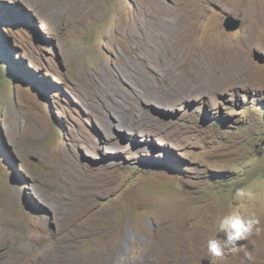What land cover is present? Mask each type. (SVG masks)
Here are the masks:
<instances>
[{
	"label": "rangeland",
	"instance_id": "rangeland-1",
	"mask_svg": "<svg viewBox=\"0 0 264 264\" xmlns=\"http://www.w3.org/2000/svg\"><path fill=\"white\" fill-rule=\"evenodd\" d=\"M253 211L264 0H0V264H264V231L207 252Z\"/></svg>",
	"mask_w": 264,
	"mask_h": 264
},
{
	"label": "clouds",
	"instance_id": "clouds-1",
	"mask_svg": "<svg viewBox=\"0 0 264 264\" xmlns=\"http://www.w3.org/2000/svg\"><path fill=\"white\" fill-rule=\"evenodd\" d=\"M255 194L247 187H240L235 190L236 201H251ZM217 230L223 235L219 238L207 240V252L214 259H223L226 255H235L243 247L239 242L247 240L255 232L259 234L264 231L261 227L260 218L256 213L249 212L246 215L226 214L217 221ZM247 261H253L255 257L251 252L245 253Z\"/></svg>",
	"mask_w": 264,
	"mask_h": 264
},
{
	"label": "bare ground",
	"instance_id": "bare-ground-1",
	"mask_svg": "<svg viewBox=\"0 0 264 264\" xmlns=\"http://www.w3.org/2000/svg\"><path fill=\"white\" fill-rule=\"evenodd\" d=\"M261 14V13H260ZM259 19L258 14L253 13L252 15V22L254 24L257 23V20ZM166 20V19H165ZM256 33V32H255ZM254 34V32H253ZM259 37V36H258ZM257 37V38H258ZM249 39H254V36H250ZM260 39V38H259ZM260 41V40H259ZM151 88V87H150ZM142 96H144L146 99L150 100L152 99L154 102H151L157 106H159L161 108V110H166V109H171L172 105L170 104L171 102H173L174 98L171 97H167L165 95H154V93H149L146 92L144 95L142 94ZM121 111V110H120ZM125 113V112H124ZM122 114V113H120ZM123 115V114H122ZM143 117V116H142ZM118 120H119V125H121L122 127L125 128L126 131L131 132V134H136L139 130H141V128H143V125H139L136 123V120L131 117V116H127L126 114L123 115L122 117L118 116ZM139 125V127H138ZM147 126V125H146ZM105 127V126H104ZM110 127H114V125H110ZM115 128V127H114ZM110 131V130H109ZM145 131V130H143ZM110 133V132H109ZM111 135V134H110ZM110 135L108 137H110ZM124 136V135H123ZM112 138V137H111ZM105 140V139H104ZM108 140V139H107ZM113 144V143H112Z\"/></svg>",
	"mask_w": 264,
	"mask_h": 264
},
{
	"label": "water",
	"instance_id": "water-1",
	"mask_svg": "<svg viewBox=\"0 0 264 264\" xmlns=\"http://www.w3.org/2000/svg\"><path fill=\"white\" fill-rule=\"evenodd\" d=\"M226 19L224 22V27L228 32H236L242 27V21L238 18H235L234 16L224 13ZM260 57L258 54L255 56L257 59Z\"/></svg>",
	"mask_w": 264,
	"mask_h": 264
}]
</instances>
